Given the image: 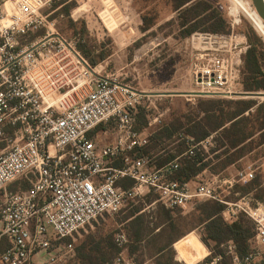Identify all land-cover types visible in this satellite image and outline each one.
Listing matches in <instances>:
<instances>
[{
	"label": "built area",
	"instance_id": "built-area-1",
	"mask_svg": "<svg viewBox=\"0 0 264 264\" xmlns=\"http://www.w3.org/2000/svg\"><path fill=\"white\" fill-rule=\"evenodd\" d=\"M54 1L0 0V144H7L0 153V264H64L74 251L67 239L101 215L119 213L128 200L153 192L168 210L197 198L228 205L216 184L234 187L256 176L252 169L236 178L214 175L194 189L192 182L172 180L180 159L195 156L203 143L190 145L162 167L136 156L135 150L150 142L147 132L137 130L133 113L145 95L92 68L76 43L56 32L43 11ZM229 2L234 28L244 14L233 11L235 4L245 2ZM252 24L264 41V30ZM42 29L44 35L29 41ZM189 40L197 88L192 94L244 95L240 86L249 48L246 36L232 30L227 35L194 33ZM107 123L117 125V140L100 146L92 132ZM9 130L14 133L11 140L6 138ZM118 160L121 166H115ZM124 179L134 186L125 190L119 184ZM23 180L29 188L10 189ZM240 209L254 221L257 247L241 257L230 241L232 264H264V204L253 208L246 201ZM116 242L126 245L127 235L117 234ZM114 264L131 262L120 255Z\"/></svg>",
	"mask_w": 264,
	"mask_h": 264
},
{
	"label": "rangeland",
	"instance_id": "rangeland-1",
	"mask_svg": "<svg viewBox=\"0 0 264 264\" xmlns=\"http://www.w3.org/2000/svg\"><path fill=\"white\" fill-rule=\"evenodd\" d=\"M205 1L211 5L212 11L216 9L226 19L230 33L232 30L239 34L253 32L257 41L262 43L252 23L258 29L264 30V21L255 10L252 0H243L245 3L235 4L233 11L240 9L244 14L241 13L242 22L239 25L235 24L234 28L231 25L232 18L228 14L229 8L232 7L229 0ZM69 6L70 15L66 10ZM43 11L45 15H50V21H54L56 32L76 43L78 50L92 68L98 67L97 70H101L104 76L116 78L145 95L137 109L139 114L136 124L138 128H148L146 132L150 136L153 135L148 149L151 156L170 151L179 154L189 149L193 144L191 142L193 138L189 136L190 131L201 133L203 128L205 114L201 110L200 102H204V107L209 101L223 102L224 113L235 111V105H228L231 102L241 100L264 102V91L255 95L245 91L243 76L240 90L244 95L226 98L196 97L192 94L197 90L191 68L194 60L189 39L193 34L184 37L180 25L181 17L186 15L192 17L193 12L185 15L182 14L183 11H176V4L171 0H55ZM45 33L46 30L42 29L31 37L35 38ZM80 46L84 52L80 50ZM102 55L106 57L102 59ZM94 59L98 61L97 65L92 64ZM243 66L244 62L242 69ZM252 125L256 124L253 122ZM107 126L112 132L117 129L115 124ZM167 127L175 131L172 138L168 136ZM107 137L109 139L110 136ZM6 138L11 140L14 133L7 131ZM222 141L223 136L216 132L199 142L203 144L197 147V152L208 157L207 160L212 162V168L191 183L193 189L198 183L212 181L214 175H219L222 179L231 176L236 178L239 172L252 169L255 171V177L260 178L261 190H264V143L261 142L259 134L247 144L245 154L239 160L234 156L238 155L234 150L222 147ZM6 146V143L0 144V153ZM226 150L228 153L224 155ZM228 159L235 162L222 170L221 166ZM236 185L246 184L236 183L234 187H230L229 184H216L218 194L229 203L223 205L224 212L229 211L231 217L229 214L224 217L229 222L243 218L253 224L254 221L240 209V205L248 201L253 208H259L264 202L255 198V192L243 194ZM23 186H27L24 180L19 181L12 189L16 190ZM157 201L158 197L151 192L142 199L139 198L134 203L124 206L119 213L106 215L93 226H86L78 242L74 244L73 253L64 264L67 262L83 264L77 255L78 249L84 248V253L87 254L91 247L98 243L107 252L106 259L122 255L130 260L131 264H157L162 248H165V259L172 257L175 264H217L223 261L218 257L212 259L214 245L207 246L203 242L204 230L198 227L199 216L196 208L207 200L194 199L175 211L176 221L163 224L160 223L164 219V213ZM133 215H136L133 218L135 221L131 222ZM141 229L143 234L141 238H137L136 233ZM122 232L127 235L128 243L120 247L116 245L115 239L117 234ZM198 241L205 246L206 257H203L198 248ZM229 242L223 244L221 249L226 253L225 262L232 264L228 252ZM182 246L186 256L183 261L180 260L178 253ZM251 247L252 249L257 247L255 238Z\"/></svg>",
	"mask_w": 264,
	"mask_h": 264
},
{
	"label": "trees",
	"instance_id": "trees-1",
	"mask_svg": "<svg viewBox=\"0 0 264 264\" xmlns=\"http://www.w3.org/2000/svg\"><path fill=\"white\" fill-rule=\"evenodd\" d=\"M176 4V11H183L182 14H188L193 12V16H184L181 22L182 34L184 37H189L196 32L210 33V34H230V27L227 24L225 18L222 14L214 9L212 11L211 5L205 0H171ZM71 7H67V14L70 15ZM211 11V12H210ZM245 35L249 44V48L246 54L243 56L244 66L242 69L243 76V86L247 93L255 95L261 91H264V41L258 42L256 36L253 32L241 33ZM33 40L32 37L29 41ZM82 52L84 49L82 46L79 47ZM86 54V53H85ZM88 55V54H87ZM106 56L102 55V59ZM97 60H92L93 65H97ZM236 106L235 111L231 113H224L222 108L223 102H213L209 101L208 105L204 107V102H200V107L202 112L205 114L203 118V128L201 133H194L190 131L189 136H191L193 145L205 140L210 137L213 133L220 132L223 136L222 147L234 150L236 159H241L245 154V149L247 144L254 140V137L259 134L261 142L264 143V102L260 103L255 100H241L236 102L228 103ZM138 109V108H137ZM255 110V113H253ZM134 116L138 117V110H135ZM222 113V115H221ZM248 114V115H247ZM137 120V119H136ZM256 125H252V123ZM204 123L207 125H204ZM114 124V123H109ZM229 125V126H227ZM206 127V129H205ZM101 129H109L108 126L100 125L93 132ZM138 131H143L145 128H138ZM169 138H172L175 131L170 127L166 129ZM92 132V134H93ZM153 136V135H152ZM150 142L146 147L135 150L136 156L148 157L151 160L152 165L156 167H162L174 161L179 155H183L187 149L179 154L160 153L159 155H150L148 152L151 146ZM227 150L223 153L227 154ZM208 157L204 153L196 152L195 156L184 155L179 162V168L173 172L171 179L178 181L180 183H191L200 176L206 170H210L212 167V162L207 160ZM235 160L228 159L221 169H226L228 166L233 164ZM122 161L118 160L115 166H121ZM17 184V183H16ZM15 184V185H16ZM125 190H129L134 186V181L129 179H124L119 183ZM15 185H12L14 187ZM30 184L27 182V186L21 188L27 189ZM236 188H240L243 194H250L255 192V198L264 202V190H261L260 178L255 177L252 181L246 185H236ZM137 200V199H136ZM136 200H128L126 205L134 203ZM125 205V206H126ZM180 209V208H177ZM168 210L161 205L160 210L164 213V219L162 223L176 221L175 211ZM225 206L217 201L207 200L202 202L197 208L198 213V227L203 228V242L207 246L214 245L213 247V257L222 258L223 261H219L217 264H227L225 262L226 253L221 249V246L229 241L234 242L238 254L241 257H245L252 251V241L255 238V224L251 222H246L243 218H239L237 221L229 222L223 215ZM139 213L137 212L136 215ZM107 214H103L93 220L91 223L85 225L83 228L75 232L70 238L67 239V243H72L73 245L78 242L82 231L86 229V226H93L98 223L99 219H104ZM133 215L132 221L135 219ZM136 218V217H135ZM170 224V223H169ZM143 234L142 229L137 231V238H141ZM116 242V239H115ZM173 241L171 242V244ZM116 245L119 246L116 242ZM116 246V247H117ZM198 248L201 250L203 257L207 256V250L205 246L198 241ZM165 248L160 249V256L158 257L157 264H175L172 257H167L165 259ZM78 257L85 264H114L116 256L114 258L106 259L107 252L101 248V244L98 243L95 247H91L89 253H84V248L78 249ZM209 262L210 259L208 260ZM68 263V262H67ZM66 263V264H67Z\"/></svg>",
	"mask_w": 264,
	"mask_h": 264
},
{
	"label": "crops",
	"instance_id": "crops-1",
	"mask_svg": "<svg viewBox=\"0 0 264 264\" xmlns=\"http://www.w3.org/2000/svg\"><path fill=\"white\" fill-rule=\"evenodd\" d=\"M109 123L107 124H103L104 126H107ZM148 129V128H147ZM143 130L146 132V130ZM93 138L94 140L100 145V146H107V145H111V144H114L117 140V133L116 131L114 130V132H112L111 130L109 129H101V130H98L96 132H93ZM107 136H110L109 139Z\"/></svg>",
	"mask_w": 264,
	"mask_h": 264
},
{
	"label": "water",
	"instance_id": "water-1",
	"mask_svg": "<svg viewBox=\"0 0 264 264\" xmlns=\"http://www.w3.org/2000/svg\"><path fill=\"white\" fill-rule=\"evenodd\" d=\"M252 2L258 15L264 21V2L262 0H252Z\"/></svg>",
	"mask_w": 264,
	"mask_h": 264
},
{
	"label": "bare ground",
	"instance_id": "bare-ground-1",
	"mask_svg": "<svg viewBox=\"0 0 264 264\" xmlns=\"http://www.w3.org/2000/svg\"><path fill=\"white\" fill-rule=\"evenodd\" d=\"M264 2V0H262ZM178 253L180 255V260H184V258L186 257L185 256V253H184V247L182 246L181 248L178 249ZM178 258V257H177Z\"/></svg>",
	"mask_w": 264,
	"mask_h": 264
}]
</instances>
